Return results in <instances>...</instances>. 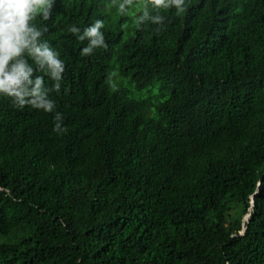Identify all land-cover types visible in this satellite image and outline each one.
<instances>
[{"label":"trees","instance_id":"16d2710c","mask_svg":"<svg viewBox=\"0 0 264 264\" xmlns=\"http://www.w3.org/2000/svg\"><path fill=\"white\" fill-rule=\"evenodd\" d=\"M186 8L159 35L111 0L37 18L68 131L0 97V264H264V0ZM99 18L107 48L82 56L67 29Z\"/></svg>","mask_w":264,"mask_h":264},{"label":"clouds","instance_id":"9594fccd","mask_svg":"<svg viewBox=\"0 0 264 264\" xmlns=\"http://www.w3.org/2000/svg\"><path fill=\"white\" fill-rule=\"evenodd\" d=\"M54 2L0 0V97L9 99L16 108L30 107L55 113L53 131L64 135L68 129L63 125V114L56 111V101L49 94L60 92L66 65L57 49L43 38L47 26L35 23L38 17L43 21L50 19ZM111 4L120 15H129L133 8L139 9L141 14L134 18L136 27L151 22L156 26L153 32L157 35L163 30L166 19L162 11L174 9L175 15L181 16L187 10L186 0H111ZM104 27L99 18L83 31L75 25L70 26L65 35L72 33L78 41H87L80 54L91 56L96 49L107 48ZM45 76L53 81L51 88L46 86ZM107 82L111 87V76Z\"/></svg>","mask_w":264,"mask_h":264},{"label":"rangeland","instance_id":"374dc122","mask_svg":"<svg viewBox=\"0 0 264 264\" xmlns=\"http://www.w3.org/2000/svg\"><path fill=\"white\" fill-rule=\"evenodd\" d=\"M139 97H144L147 95V90H143V92L139 93ZM10 239L0 236V243H6L9 242Z\"/></svg>","mask_w":264,"mask_h":264},{"label":"water","instance_id":"95a60500","mask_svg":"<svg viewBox=\"0 0 264 264\" xmlns=\"http://www.w3.org/2000/svg\"><path fill=\"white\" fill-rule=\"evenodd\" d=\"M254 201H255V199H254V197H252V205L254 204Z\"/></svg>","mask_w":264,"mask_h":264}]
</instances>
